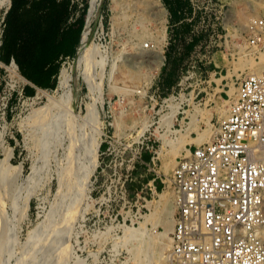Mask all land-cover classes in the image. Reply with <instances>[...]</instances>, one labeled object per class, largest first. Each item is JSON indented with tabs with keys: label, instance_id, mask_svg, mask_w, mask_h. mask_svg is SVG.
<instances>
[{
	"label": "rangeland",
	"instance_id": "1",
	"mask_svg": "<svg viewBox=\"0 0 264 264\" xmlns=\"http://www.w3.org/2000/svg\"><path fill=\"white\" fill-rule=\"evenodd\" d=\"M86 1L81 42L59 68L58 75L73 69L65 95L59 76L52 89L26 95L0 65V264H136L134 231L142 228L152 244L149 236L164 231L166 199L171 218L175 210L170 175L183 149L176 154L165 140L182 139L186 148L199 132H214L235 74L264 67V47L240 50L246 20L264 15V0L207 4L200 13L221 15L216 30L230 35L216 45L212 20L196 21L203 36L169 85L164 43L176 25L163 0ZM142 28L149 36L139 47L134 34ZM148 40L155 46L145 47ZM169 246L154 242L160 264Z\"/></svg>",
	"mask_w": 264,
	"mask_h": 264
},
{
	"label": "built area",
	"instance_id": "2",
	"mask_svg": "<svg viewBox=\"0 0 264 264\" xmlns=\"http://www.w3.org/2000/svg\"><path fill=\"white\" fill-rule=\"evenodd\" d=\"M189 1L191 13L185 20L191 23L190 39L198 32L196 21L203 25L207 20V25L211 19L210 35L217 36L216 45L221 46L220 38L230 35L216 30L217 25L224 27L222 16L200 13L213 0L206 5ZM242 41L245 56L264 47V15L248 17ZM172 42L178 48L183 45L180 35L170 30L164 44ZM143 45L155 46L151 40ZM0 65L22 81L23 89L27 79L14 59H0ZM234 83L211 138L189 143L172 167L175 210L164 264H264V67L239 71Z\"/></svg>",
	"mask_w": 264,
	"mask_h": 264
},
{
	"label": "crops",
	"instance_id": "3",
	"mask_svg": "<svg viewBox=\"0 0 264 264\" xmlns=\"http://www.w3.org/2000/svg\"><path fill=\"white\" fill-rule=\"evenodd\" d=\"M24 1L26 3L25 6H20L18 0H15V5H13L15 14L23 13L20 24L17 26L15 40L23 33L22 25L33 4L32 0ZM43 3L44 6L37 10L40 25L36 29L31 28L36 32L37 36L42 38L47 37L46 43L42 45L41 43H37V46L42 52L41 58L37 62L30 61L27 65H24L23 68L29 71L28 77L22 75L19 71L27 79V83L34 87L35 90L36 88L52 89L56 86L61 64L76 54L80 39L78 17L82 12L83 2H79L78 0H44ZM11 5L12 0H9L5 12H7ZM52 21L55 22L54 25L51 23ZM9 38L10 30L4 19L0 38V57L10 56L18 66L19 64L15 59L16 57H14V53H12L10 48H7L10 44ZM52 41L54 43L53 48L49 52ZM25 47L24 42L19 40L16 45V55L21 56L22 52L27 53Z\"/></svg>",
	"mask_w": 264,
	"mask_h": 264
},
{
	"label": "trees",
	"instance_id": "4",
	"mask_svg": "<svg viewBox=\"0 0 264 264\" xmlns=\"http://www.w3.org/2000/svg\"><path fill=\"white\" fill-rule=\"evenodd\" d=\"M33 4L30 8V11L28 15L26 16V19L22 25L23 33H21L17 40H15V36L17 33V29L20 24L21 18L23 16V13H14L13 5H15V0H12V5L10 8L5 12V23L8 26L10 30V44L8 45V49L14 53V57H16V61L19 64V71L22 75H25L26 77L29 76V71L25 70L23 67L24 65H27L30 61L37 62L41 58V50L37 46V43L41 45L46 43L47 37H40L37 36L36 32H34L32 29H36L40 23L38 21L37 13L39 8H42L44 6V0H32ZM164 4L166 5L168 11L170 20H172V23L175 26L173 31L180 35L181 39L185 38L186 32L190 29L191 23L190 21H184L186 14L191 13V4L189 0H163ZM18 3L20 6H25L26 3L24 0H18ZM87 3L88 1L84 0L82 5V12L80 16L78 17V32L80 39L81 35H83L82 31L84 28V13L87 9ZM86 18V16H85ZM53 25L55 24L54 21L51 22ZM179 24V25H177ZM32 28V29H31ZM84 32V31H83ZM201 36H203V33L192 35L191 39L186 40L184 44L182 45V49L179 50L177 48L176 43H170L168 46V53L167 58L168 61L171 63V71L166 74V76L163 78L164 82L167 83V85L171 84L173 82V71L176 69V67L182 62L184 56L186 53L200 40ZM79 39V43L81 42ZM19 40H22L24 42V45H26L25 49H27L26 52H22L21 56L16 55V45ZM54 40V39H53ZM53 41L50 44V50L53 48ZM79 45V44H78ZM178 49V51H176ZM2 60L8 61L10 59V56H4L1 57ZM37 77V75H36ZM35 77V78H36ZM23 90L26 93V95H32L35 92L34 87L30 86L28 83H25L23 86ZM144 157L146 159L149 158L148 154H144Z\"/></svg>",
	"mask_w": 264,
	"mask_h": 264
},
{
	"label": "bare ground",
	"instance_id": "5",
	"mask_svg": "<svg viewBox=\"0 0 264 264\" xmlns=\"http://www.w3.org/2000/svg\"><path fill=\"white\" fill-rule=\"evenodd\" d=\"M9 0H4L3 3L0 4V8H2L4 5L8 4ZM93 12L90 11L89 9V12H88V16H91ZM165 13V12H164ZM163 15V14H162ZM161 16V15H160ZM116 26V25H115ZM89 32V31H88ZM137 36V45L140 47V45L142 44V41H143V37L148 35L149 36V32L147 29L145 28H142L138 31L135 32V34ZM83 36V35H82ZM136 39V40H137ZM142 48V47H141ZM97 49H94L93 52V57L97 54ZM99 51V50H98ZM96 58V57H95ZM264 60V57L263 59ZM260 65H253L251 68H253L252 70H257V68L259 67ZM72 74H73V69H69L67 67H62V70L60 72V87H62L64 89V95L66 93V91L68 90V85L69 83L71 82V79H72ZM61 96V95H60ZM60 99V98H59ZM63 99V97L61 96V100ZM60 102V101H59ZM53 107V106H52ZM194 108V107H193ZM219 110V109H218ZM225 109H223L221 107V111H224ZM220 111V112H221ZM34 112V111H33ZM32 112V113H33ZM49 112V110H48ZM226 112V111H225ZM35 115V114H34ZM221 115V113H220ZM32 116V115H31ZM34 117V116H33ZM42 118V117H41ZM190 125V124H189ZM212 129V128H211ZM212 131V130H210ZM209 130L206 131V134L207 132H210ZM213 132V131H212ZM211 133V132H210ZM205 131L203 132H199V134L197 135V137L195 139H193L196 143H199L201 142V140L203 139V137H205ZM208 136V135H207ZM211 138L208 137L207 140H209ZM178 140H169V139H166L165 141L168 143V145H170L171 147V150H173L174 152H176V154L179 152L180 149H184L185 148V142L182 140V139H179L177 138ZM189 141V140H187ZM170 150V149H169ZM179 154V153H178ZM33 174V173H32ZM166 194V193H165ZM161 195H163L161 193ZM171 197V196H170ZM167 199L165 200V203H164V206L162 207L163 208V212L165 213V218L162 220V223L164 225V231L161 232L155 239L150 238V240H152V244H148L146 245L145 242L143 241L146 237H145V232L142 230V228L140 230H136L134 231L133 233V236L137 239H139V243L134 246V254H135V259L136 261V264H160V257H157L158 256V253L156 250H154V242L157 240V241H161L163 242L165 245H169L170 244V235H169V232L171 231L172 229V225H173V218H171V211H170V206L168 205L169 203H167ZM160 207V206H158ZM67 211V210H66ZM66 214V213H65ZM148 237V236H147ZM148 238V239H149ZM148 251V252H147ZM144 253L146 252V254L144 256H140V253ZM151 252V253H150ZM151 255H154V259L152 261V256Z\"/></svg>",
	"mask_w": 264,
	"mask_h": 264
}]
</instances>
